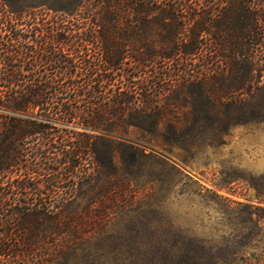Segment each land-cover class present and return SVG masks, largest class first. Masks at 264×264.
<instances>
[{
  "label": "trees",
  "instance_id": "16d2710c",
  "mask_svg": "<svg viewBox=\"0 0 264 264\" xmlns=\"http://www.w3.org/2000/svg\"><path fill=\"white\" fill-rule=\"evenodd\" d=\"M262 78L264 0H0V264L89 255L121 171L175 168L128 125L192 143L233 124ZM244 221L181 264H264V205Z\"/></svg>",
  "mask_w": 264,
  "mask_h": 264
},
{
  "label": "rangeland",
  "instance_id": "374dc122",
  "mask_svg": "<svg viewBox=\"0 0 264 264\" xmlns=\"http://www.w3.org/2000/svg\"><path fill=\"white\" fill-rule=\"evenodd\" d=\"M233 120L223 132L183 133L190 145L128 125L129 137L164 150L175 168L145 159L131 174L121 171L128 187L116 203L94 204L101 215L89 230V255L59 264H181L200 244L212 254L238 239L246 211L264 205V78ZM88 187L79 188L81 204Z\"/></svg>",
  "mask_w": 264,
  "mask_h": 264
}]
</instances>
